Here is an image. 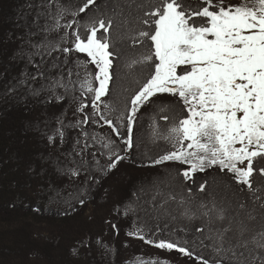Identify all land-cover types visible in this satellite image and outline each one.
Returning <instances> with one entry per match:
<instances>
[{"label":"snow or ice","instance_id":"6c2138e0","mask_svg":"<svg viewBox=\"0 0 264 264\" xmlns=\"http://www.w3.org/2000/svg\"><path fill=\"white\" fill-rule=\"evenodd\" d=\"M25 7L24 31L7 35L0 103L42 146L24 168L29 180L67 214L139 151V166L154 171L111 209L128 240L157 250L135 264H264V0ZM70 128L80 135L65 151ZM106 223L119 237L120 224Z\"/></svg>","mask_w":264,"mask_h":264},{"label":"trees","instance_id":"16d2710c","mask_svg":"<svg viewBox=\"0 0 264 264\" xmlns=\"http://www.w3.org/2000/svg\"><path fill=\"white\" fill-rule=\"evenodd\" d=\"M25 4L26 0H0V68L12 46L7 35L24 31L23 27H16V22L25 23L20 19L29 11ZM31 20L32 16L28 15V23ZM120 91V87L113 89L118 99H122ZM22 121L17 109L0 103V264H133L125 252L126 241L132 242L124 235L127 221L118 220L111 209L130 195L141 178L154 170L139 166L138 151L132 158L136 163L121 162L115 171L105 176L102 186L92 185V198L86 206L66 214L67 204L49 200L48 194L36 187L37 181H30L24 173L27 162L34 159L42 146L25 132ZM149 122V113L141 116L138 137H146ZM87 130L95 135L97 128L91 126ZM98 131L110 134L106 126ZM79 135V129L68 130L65 151L72 148ZM101 163H104L103 158ZM51 178L60 184L55 176ZM64 191L67 193L72 188L65 187ZM106 218L120 224L119 237L105 224ZM79 241H84L85 245L81 246ZM74 247L80 249L78 255L73 254Z\"/></svg>","mask_w":264,"mask_h":264},{"label":"rangeland","instance_id":"374dc122","mask_svg":"<svg viewBox=\"0 0 264 264\" xmlns=\"http://www.w3.org/2000/svg\"><path fill=\"white\" fill-rule=\"evenodd\" d=\"M96 128H97V131H95V135H100L98 131L100 127L96 126ZM105 224L107 225L106 221H105ZM126 243L129 245L125 247L126 256L128 259H130V261H132L133 264H135V261L138 257L149 258L154 255H157V250L147 245H144L139 241L132 240V242L126 241ZM160 255H163V254L161 253ZM35 264H38V263H35ZM180 264H183V262L181 261Z\"/></svg>","mask_w":264,"mask_h":264},{"label":"bare ground","instance_id":"6f19581e","mask_svg":"<svg viewBox=\"0 0 264 264\" xmlns=\"http://www.w3.org/2000/svg\"><path fill=\"white\" fill-rule=\"evenodd\" d=\"M107 214H108V213H107ZM107 214H106V215H107ZM104 216H105V215H104ZM104 220H105V219H104ZM113 220H114V219H113ZM123 239H124V237H123ZM124 241H125V240H124ZM121 244H122V243H121Z\"/></svg>","mask_w":264,"mask_h":264}]
</instances>
